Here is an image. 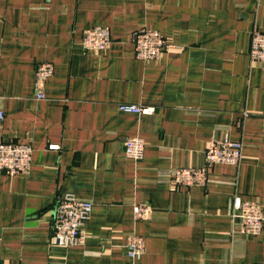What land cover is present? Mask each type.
<instances>
[{"label": "crops", "instance_id": "0c3cea01", "mask_svg": "<svg viewBox=\"0 0 264 264\" xmlns=\"http://www.w3.org/2000/svg\"><path fill=\"white\" fill-rule=\"evenodd\" d=\"M98 26L112 42L86 51L84 32ZM141 30L164 37L159 59L137 58ZM255 30L264 32V0H0V142L33 148L28 173L0 172V264H264V229L243 234L234 217L237 198L264 208ZM41 63L54 66L44 99L34 87ZM131 137L144 140L142 161L125 153ZM225 138L243 145L238 166L208 167L205 186L174 184L175 170L206 166L208 147ZM66 196L94 204L82 246L50 243ZM138 204L150 207L145 220ZM134 236L146 249L136 259Z\"/></svg>", "mask_w": 264, "mask_h": 264}, {"label": "built area", "instance_id": "2783aa9c", "mask_svg": "<svg viewBox=\"0 0 264 264\" xmlns=\"http://www.w3.org/2000/svg\"><path fill=\"white\" fill-rule=\"evenodd\" d=\"M111 30L108 27H93L84 32L83 47L86 51L97 52L110 46ZM134 47L140 60H157L168 48L164 37L157 31L141 30L135 33ZM250 58L264 63V32L255 30L251 38ZM54 74L51 63H41L35 70L34 87L39 99H44V86ZM119 110L132 114H151L153 108L133 104H120ZM5 121V112L0 104V127ZM53 147V146H51ZM57 146H54V148ZM145 143L140 137H131L125 141V153L128 158L139 162L144 158ZM243 145L228 139L215 140L206 151V166L202 168H181L175 170L173 182L178 187L205 186L208 167L215 164L238 166L242 159ZM33 161V148L22 142H0V172L15 176L30 171ZM94 204L73 196L60 199L56 207V216L52 223L50 243L53 246L75 247L86 242L84 225L90 219ZM234 217L239 221L243 234L258 236L264 229V208L255 201L237 198L234 205ZM135 218L145 220L150 214L147 204L134 206ZM130 258L136 259L145 254V240L134 236L127 243Z\"/></svg>", "mask_w": 264, "mask_h": 264}]
</instances>
